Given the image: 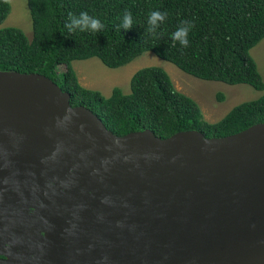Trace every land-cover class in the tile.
<instances>
[{
	"label": "water",
	"instance_id": "1",
	"mask_svg": "<svg viewBox=\"0 0 264 264\" xmlns=\"http://www.w3.org/2000/svg\"><path fill=\"white\" fill-rule=\"evenodd\" d=\"M0 227L41 264H264V122L120 136L50 77L0 70Z\"/></svg>",
	"mask_w": 264,
	"mask_h": 264
},
{
	"label": "trees",
	"instance_id": "2",
	"mask_svg": "<svg viewBox=\"0 0 264 264\" xmlns=\"http://www.w3.org/2000/svg\"><path fill=\"white\" fill-rule=\"evenodd\" d=\"M32 37L17 26L0 28V70L44 74L70 93L73 106L96 113L117 135L151 129L162 138L187 130L221 137L264 122V93L233 107L216 122L205 119L199 103L176 88L170 74L146 66L131 78V91L114 87L111 95L82 85L72 62L99 58L110 68L125 66L150 51L182 71L204 80L248 84L264 91V79L251 54L264 39V0H27ZM98 19V32H70L69 13ZM132 27H122L125 12ZM166 12V19L148 33L149 14ZM11 5L0 0V24ZM181 21L194 27L189 45L171 47V34ZM225 96L218 95L223 101Z\"/></svg>",
	"mask_w": 264,
	"mask_h": 264
},
{
	"label": "rangeland",
	"instance_id": "3",
	"mask_svg": "<svg viewBox=\"0 0 264 264\" xmlns=\"http://www.w3.org/2000/svg\"><path fill=\"white\" fill-rule=\"evenodd\" d=\"M17 26L32 37V19L27 0H12L11 12L0 28ZM264 79V39L251 50ZM82 85L96 89L109 96L114 87H121L125 93L131 91V78L136 71L146 66L164 68L180 91L193 97L200 105L204 117L210 122L219 121L236 105L259 98L264 91L256 90L248 84L231 85L222 81L197 78L182 71L153 52L147 51L131 63L118 68H110L97 57L72 62ZM223 94L225 99L218 100Z\"/></svg>",
	"mask_w": 264,
	"mask_h": 264
},
{
	"label": "clouds",
	"instance_id": "4",
	"mask_svg": "<svg viewBox=\"0 0 264 264\" xmlns=\"http://www.w3.org/2000/svg\"><path fill=\"white\" fill-rule=\"evenodd\" d=\"M3 2L8 5L12 4V0H3ZM166 16H167L166 12L152 11L149 14V19L147 22L148 27L146 31L148 33L153 34V36H155L156 29L159 27L160 23H162L166 19ZM69 18H70V23L66 24L65 26L68 28L70 32H74L76 31V29H79L81 32L86 30L98 32L100 29L103 28V24L98 19L89 16L86 11L81 12L78 17L69 13ZM122 27L124 29H130L132 27V19H131L130 11L125 12V15L123 17ZM192 27H194V25L191 22L181 21L180 26L176 29L175 32L171 34V40H172L171 47H175L176 42H179V44L183 48H187L189 45L188 33Z\"/></svg>",
	"mask_w": 264,
	"mask_h": 264
},
{
	"label": "flooded vegetation",
	"instance_id": "5",
	"mask_svg": "<svg viewBox=\"0 0 264 264\" xmlns=\"http://www.w3.org/2000/svg\"><path fill=\"white\" fill-rule=\"evenodd\" d=\"M20 208H16L19 210ZM33 210H30L32 212ZM12 240L9 236V231H5L0 227V264H41L36 261V253L22 254L18 251L22 247H16V251L11 250Z\"/></svg>",
	"mask_w": 264,
	"mask_h": 264
}]
</instances>
